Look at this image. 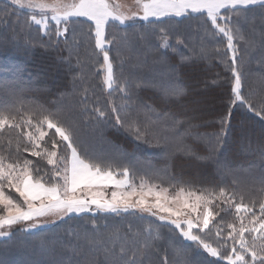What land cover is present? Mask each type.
Returning a JSON list of instances; mask_svg holds the SVG:
<instances>
[{
    "label": "snow or ice",
    "instance_id": "snow-or-ice-1",
    "mask_svg": "<svg viewBox=\"0 0 264 264\" xmlns=\"http://www.w3.org/2000/svg\"><path fill=\"white\" fill-rule=\"evenodd\" d=\"M133 2L136 11L130 7L127 11L123 10L124 6L118 0H69V2L10 0V5L5 6V14H11L18 9L28 10L22 30H32L34 26H39L36 30L48 36L50 41L53 30L49 20L54 22V35L58 39L52 42L59 44V38H65L69 60L73 55V47H76L78 67L82 68L83 60L88 57H96L98 63V57L102 55L103 63L99 71L103 73L104 89L111 94L118 88L124 97H130V89L126 82L121 83L118 80L115 65L110 58V46L118 41L127 43V28L134 27L137 20L154 26L157 23L178 26L179 21L173 18L182 17L200 19L204 24L210 22L211 28L206 27L205 34L208 36L222 34L227 40V51L232 54L231 65H226L230 67L234 77L231 85L232 104L239 102L246 105L249 110L255 111L257 116L264 119V107L255 110L242 93L243 76L237 59L238 50L234 43L237 39H245L239 34L241 31L239 21L246 20L249 11L260 8L264 19V0H133ZM233 17L236 18L235 27ZM85 21L88 22L86 32L78 33L71 27ZM109 27L118 31L125 30L123 37L113 35L109 38L107 32ZM70 31L71 42L67 40ZM159 31L160 46L171 47L168 28L160 26ZM81 36H86L90 42L94 41L93 47L86 48L87 57L83 58L79 55ZM176 43L181 44L183 40L177 37ZM201 52L206 56L204 48ZM140 86L137 83L136 87ZM172 94L181 95L182 89L176 87ZM96 111L101 117L105 115L99 108ZM112 111L115 113L117 109L113 107ZM120 122L117 114V123ZM220 123L224 129L228 123L227 118H221ZM45 126L49 130L54 129L55 137H58L52 139L51 149L46 146L45 137L49 133L44 130ZM129 127L137 139L148 135L147 125L143 131L135 122ZM5 129H16L18 133L16 151L28 152L31 156L46 159L47 164L51 166V175L50 179H45L49 177V172L45 171L43 176L38 175L40 168H33L32 160L25 158L22 164L19 160L9 162L3 152H0V207L4 210L0 213V240L10 238L16 226H22L20 228L22 232L31 233L33 230L46 228L50 223L55 224L65 219H91L93 231H98L96 217L101 214L107 218L109 215L122 217L136 216L139 213L137 219H143L144 214H147L161 223L154 225L150 221L146 227L135 230L130 224L123 235L118 229L109 233L112 247L104 249L105 264H145L144 256L149 249L154 248V241L161 239L160 229L165 227L169 232L179 231L184 240L195 244L197 248H202L210 257L223 259L227 264H264V202L260 203L257 215L255 205L249 207L243 202L234 203L236 193L228 191L225 187H220L217 192L214 189L193 190L190 187L186 190V187L181 185L174 195H170L168 188L149 184L143 178L137 186L130 178L129 168L114 171L111 165L104 166L102 162L81 155L72 130L62 125L51 113L38 119L29 115L27 119L21 118L18 122L13 112L5 106H0V138ZM20 137L26 142L23 147ZM219 139L218 136L217 140ZM8 145L10 148V139ZM34 171L37 173L36 176L33 175ZM109 187L112 189L110 197L105 191ZM5 189L15 190L22 198V203L6 193ZM149 197L153 199L150 200ZM215 201L219 203L215 204ZM233 204L240 223L238 227L236 224L228 223L229 231L227 236H224L223 225L212 223L219 216V212H214L212 206L219 208L220 211H226ZM241 212L245 215H239ZM88 213L93 214L91 218L86 217ZM249 214L252 219L246 224L244 221ZM213 227L218 241H222L215 247L203 235L211 232ZM246 234L251 236V242L246 238ZM76 235L89 245L102 242L95 241L87 228L83 233ZM120 240L124 242L119 245L117 251L116 241ZM229 242L231 250L225 254L222 249H227ZM185 247L175 249V254L182 264H187ZM162 264H168L166 257Z\"/></svg>",
    "mask_w": 264,
    "mask_h": 264
},
{
    "label": "trees",
    "instance_id": "trees-1",
    "mask_svg": "<svg viewBox=\"0 0 264 264\" xmlns=\"http://www.w3.org/2000/svg\"><path fill=\"white\" fill-rule=\"evenodd\" d=\"M6 5H10V2L0 1V61L7 53L16 55L14 63L19 65V68L23 70L21 74L26 78L25 81L19 82L13 88L0 89V106H5L9 111L13 112L18 122L21 118L27 119L29 115H32L34 119H38L42 115L51 113L62 125L72 130L75 144L81 155L90 157L97 162H102L103 165H111L114 171L118 167L122 168L132 165L133 162L128 158H124V155L135 156L138 153L132 152L133 154H130L129 152L136 148L146 151L148 147H146V143L140 142L132 134L120 130V126L115 125L111 114L108 117L110 107L106 99L103 98L108 97L102 85V74L97 70L100 63L99 61L98 63L96 62L97 58H86L83 60L84 66L82 68L78 67L76 47H73V55L71 60H69V52L62 42L56 44L52 42L55 40L46 39L41 32L36 30L38 28L35 26L32 30H22L24 20L28 15L27 10L18 9L6 15ZM10 11L11 9L9 8ZM173 19L179 21L178 27H184L186 20L195 18L182 17ZM261 19L262 10L260 8L257 7L248 12L246 23L258 20V24L253 27L254 32L258 36L251 40L249 29L244 26L245 39L244 43L239 44L237 58L243 76L242 80L247 82L246 87H249L251 92V95L246 99L257 111L264 107V80L259 85V77L255 80L253 79L254 83H252L251 79L257 74V71L258 73L264 71V59L260 64V68L256 70L252 67L248 57L252 51L256 50L257 54H261L259 52L264 50V22H260ZM87 23L86 21L81 23L86 31ZM156 26L168 28L169 25L157 23ZM135 30L139 33L134 35ZM124 31L123 29L118 31L111 27L107 29L109 38L115 35V32H117L118 37H123ZM126 32L127 43H130L129 46H126L127 43H122L113 52L112 49L115 44L110 46L112 52L110 58L115 65L117 77L126 68L127 60L135 58L141 46H144L151 51L148 56L153 60L160 61L163 59L174 67V71L176 69L173 72L175 73L174 75L168 73L160 76V81L170 82L174 78L176 83L175 75L177 73L181 82L178 85L176 83L172 89L179 87L182 89V94L177 96L170 93L172 97L165 100L156 91V89L160 91L162 89L156 87L157 82H153L155 80H151L147 76L138 78L134 75L135 72L138 74L144 69L154 70V65L143 63L144 66H141L138 62L130 68L131 72H128L130 75L127 76L122 73V78L127 79L125 82L128 86L129 79L136 83L135 85H130L129 89H138L132 94L143 108L160 116L168 114L171 120L170 124L181 131L182 134L187 135L186 137H181L184 142L181 144L183 146L185 144V149L188 150L176 153L171 157V162H169L171 173L169 175L172 178L204 189L219 190L220 187H225L228 190V187H239L241 185L240 191L236 192L237 202H243L250 207L255 205L254 210L257 209L260 203L264 202V180L261 182L257 181V178L252 173L250 175L246 172L243 175L233 174L232 168L221 167L216 163L222 159L221 156L216 155L208 158V161L204 160L209 154L222 152L224 156L228 157V160L231 159L230 161L234 165L247 166L248 164L249 168L263 167L261 163L264 155V119L257 116L255 111L249 110L246 105L232 104V73L230 67H226L228 64L221 59L220 51L216 50V48L220 47V42L218 41L215 46L211 44L212 49L205 56L202 54L201 48L190 51L185 46H182L181 52H171L167 49H162L158 42L151 44L143 42L147 34L155 33L154 25L152 24L136 22L135 26L127 28ZM6 35L13 36L15 41L7 39L3 43L2 40L5 39ZM247 40L248 46L245 45ZM87 46L92 47V44L87 42ZM85 48L86 46L79 47V55L82 58L84 57ZM244 52L248 53L247 57L242 56ZM13 67L7 68L4 74L8 73L9 69ZM42 75H45V78ZM259 76L263 78L264 75L259 74ZM137 83L141 86L136 87ZM85 89H87V92H85ZM97 108L104 111L105 115L103 117L98 115ZM221 118H228L229 120L228 135L220 145L214 144L209 149L205 144V140L208 136H219L222 129ZM183 122L186 123L185 126ZM238 126L241 127L242 131L238 129ZM47 132L49 135L45 137L46 146L51 149L52 139H58V137H55L53 129ZM229 136L230 138L228 139ZM17 138L16 129H5L2 138H0V152H3L9 162L19 160L22 164L25 158L32 160L34 162L33 168H40L38 175L43 176L44 172L48 171L49 177L45 179H50L51 166L47 164L46 159L31 156L28 152L21 151L18 153L16 151ZM9 139L11 140L10 148L8 145ZM175 139L181 141V139H177V136ZM100 142L105 143L102 146H109L114 151L106 148L97 149ZM254 142L257 143V146H254ZM20 143L22 147L26 143L23 137H20ZM93 143L98 145L95 146ZM250 145L251 147H249ZM28 146L31 147V145ZM183 146H179L177 149L182 150L184 149ZM252 146L254 148L258 147V149H255L257 150L256 153L252 152L248 156H244L241 153V150L248 151L253 148ZM229 154L232 158H229ZM197 157L202 159H197ZM212 165L218 171L214 172ZM246 168H242V170ZM259 170L260 172L264 171V169ZM224 172L228 173L225 178L222 176ZM33 175L36 176L37 173L34 171ZM246 175H248V180ZM5 191L15 200L22 203V198L19 197L15 190L5 189ZM253 198L257 199L249 200ZM222 213L226 215L225 211H222ZM86 217L90 216L86 215ZM70 221L66 222V224L64 223V226L61 227L54 225L50 230L43 233V237L37 235L41 233V231L37 230L29 234L16 232L10 238L0 240V252H5L8 258L2 264H17L8 256L19 245L32 248L48 244L54 248L58 246V240L66 242L67 238H74L78 232L83 233L85 228L92 230L91 219H72ZM96 223L97 225L99 223L97 218ZM183 242V245L186 246L187 255L190 254L189 259L196 261V264L205 257L207 259L205 264H226L222 261L210 259L206 254L192 246L191 242H187L184 239ZM160 243L158 252L154 256L144 259L145 264H162L165 257L168 258V251L164 248V244ZM77 244L78 242L74 241L69 247L75 251ZM69 254L71 252L68 250L63 253H56L50 259L43 260L41 264L55 263L66 259ZM82 261L80 260L78 263Z\"/></svg>",
    "mask_w": 264,
    "mask_h": 264
},
{
    "label": "rangeland",
    "instance_id": "rangeland-1",
    "mask_svg": "<svg viewBox=\"0 0 264 264\" xmlns=\"http://www.w3.org/2000/svg\"><path fill=\"white\" fill-rule=\"evenodd\" d=\"M0 1H2V0H0ZM3 1L4 2H10V0H3ZM49 2H50V0H49ZM65 2H69V0H65ZM118 2L122 6H124L123 10H125V11H127L129 7L133 11L137 10L133 0H118ZM24 10H26V9H24ZM38 18H39V16H38ZM136 22L146 23L142 20H137ZM260 22H264V19H261ZM49 24L53 30L52 40H57L58 38L54 35L55 24L51 20H49ZM256 24H258V20L257 21H250V22L246 23L245 19H241L239 21V27L241 29L239 34L243 35L245 38V34H244V26H245L249 29V33H250L249 37L251 38V40H253L254 38H257L258 34L255 33L254 32L255 30L253 29V27ZM235 26H236V18L233 17V27H235ZM35 27L39 28V26H35ZM71 27L75 28L78 33L86 32V30L84 29L82 24H74ZM206 27L211 28L210 22L208 24H204V22L200 19L186 20L184 27H178L176 25L168 26L169 39H170V44L172 46L168 47V48H162V47L161 48L167 49L171 52H181L182 46H185L190 51H193L194 49L204 48L206 50V53H208L212 49L211 44H213L215 46L216 43L219 41L220 47L216 48V50L220 51L221 59L230 66L232 54L227 51V47H226L227 46V40H226V38H224L222 36V34L216 35V36L206 35L205 34V28ZM154 29H155V33L154 34H147L143 42H147L150 44L158 42L161 45V40L159 38L161 35V33H159L160 32L159 26H154ZM137 33H139V32L137 30H135L134 35ZM158 33H159V35H158ZM41 34L43 35V33H41ZM115 35L118 36L117 32H115ZM44 36L46 39H49L48 36H46V35H44ZM177 37L182 39L183 43L177 44L176 43ZM7 39H9L11 41H15V38L13 36L6 35L5 39H3L2 42L3 43L6 42ZM64 39H65L64 37L59 38L60 42L63 43V46L66 47ZM67 40L69 42L72 41L71 31L67 34ZM87 42H90V41L87 40L86 36H81L79 47L80 46H86V48L90 49L91 47L87 46ZM90 43L92 44V47H93L94 41H91ZM122 43H123L122 41H118L115 44V47H113L112 52L117 50V46H121ZM234 43H235L236 48L238 50L239 44L244 43V40L237 39L234 41ZM129 45H130V43L126 44V46H129ZM245 45L246 46L249 45L248 40L245 43ZM86 48L84 49V57H87ZM112 52H111V47H110V55ZM259 53H261V54H257L256 50L252 51L248 57V59L251 62L252 67H254L256 70H258L260 68V64H261L262 60L264 59V50H262V52L260 51ZM150 54H151V51H149V49H146L144 46H141L136 57L133 59L129 58L127 60L126 68L120 73V75L118 76L119 77L118 80L121 83H124L125 81H127V79L122 78V75H123L122 73H125V75H127V76L130 75L128 73V72H131L130 68H132L138 62L140 63L141 66H144L143 63L144 64L148 63V65H151V66L154 65V70L144 69L143 71H141L138 74L135 72L134 75L137 76L138 78H140L141 76H147L151 80H155L153 82H157L156 87L159 89H162L161 91L156 89V91L159 94H161V96L163 98H165V100H167L168 98L172 97V95H170V93H172V90H173L172 88L175 86V84L177 83V85H178L181 82L177 76V73L175 75L176 83L174 81V78H173V80L171 79L172 81H170V82L160 81V76L166 75L168 73L171 75L172 74L174 75L175 73H173V72H175L176 69L174 71V67L169 65L163 59L160 61L153 60L150 56H148ZM197 56H199V55H197ZM242 56L247 57L248 53L244 52V53H242ZM16 57H17L16 55L7 53L4 57L1 58V61H0V89L9 88V87L13 88V87L17 86V84L19 82L25 81L26 77L23 76V74H21V72H23V70L19 68V65L17 63H14ZM89 58H91V57H88L87 59H89ZM98 61L100 63L97 67V70L100 74H102V78H103L102 71H99L100 65L103 63L102 55L98 57ZM11 66H14V67L12 69H9L10 71L8 73L4 74L6 69L11 67ZM259 74L264 75V71L262 73H258V71H257V74H255V76H253V78L251 79L252 83H254L253 79L255 80L256 78L259 77L258 83H259V85L262 84V82L264 80V76L262 78L261 76H259ZM42 76L44 77L45 75H42ZM233 80H234V77H232V81ZM246 83L247 82H243V80H242V93L245 96V98H247L248 96L251 95L250 88L246 87ZM135 84L136 83H133V81L129 79V86L135 85ZM146 85L150 86L148 84H146ZM32 87H35V86H32ZM165 90H167V94H165ZM104 91L107 93L108 98H106V97H103V98L106 99V101L110 107V112L108 114V117L111 114V118L115 122V125L120 126V128H119L120 130L128 132V133H130L136 137V135L133 133V131L129 127L130 124L135 122L141 128L142 131L144 130L145 125L148 126V135L144 138L139 139L140 142L142 141V142L146 143V147H148V150L142 151L141 149L136 148V149L131 150L129 153L133 154L132 152H135V153H138L137 155H135V156L134 155H124V158H126V159L128 158L129 160H131L133 162V164L127 168H129L130 173H131L130 178L132 179V181L137 186H139V184L141 182V178H143V179L147 180L149 184H156L159 187L168 188L170 195H174L176 190L181 185H184L186 187V190L189 187L193 190H203L204 189V188H197V187L193 186L191 183L180 181L178 179L172 178L169 175V173H171L170 163H169V162H171V157L173 155H175L176 153L186 152V150H188V149H185L186 148L185 144H184V146L181 144V143H184L183 140L181 139V137L182 136L186 137L187 135L182 134L181 131L177 130L176 127H173L170 124L171 120H170L168 114L162 113L164 115L160 116L157 113L151 112V111L147 110L146 108H143V106L135 100L134 95L132 94L134 91H138V89H131L130 90V93H131L130 97H124L123 94L120 93L118 88L116 89V91L112 92L111 94H109V92L106 91L105 89H104ZM5 103H7V102H5ZM236 104H240V103L237 102ZM113 107H115L117 109V112L114 113L112 111ZM117 114L119 115V119L121 121L120 123H117ZM227 120H228V118H227ZM185 125H186V123H184V126ZM239 126H238V129L242 131L241 127H239ZM29 130H32V129H29ZM44 130L49 131V129H47L46 126L44 127ZM228 131H229V120H228V123L226 124L225 128L221 129V131H220L219 141L217 140V137H215V136H208L205 140V144L207 145V147H209V149H211L212 145H214V144L220 145L224 141V139L227 137ZM54 132H55V130H54ZM203 134H205V133H203ZM37 135H38V133H37ZM176 136H177V139H181V141L176 140L175 139ZM229 138H230V136L228 137V139ZM104 144H105L104 142H100L99 145L97 143H95L94 145L95 146L98 145L97 149L106 148V149H109L111 151H114V149L110 148L109 146L108 147L102 146ZM139 145H140V143H139ZM255 145L257 146L256 142H254V146ZM179 146H183L184 149L178 150L177 147H179ZM254 146H252L253 148H251L248 151H242L241 150V153L244 156H248L252 152L256 153L257 150H255V149L256 148L258 149V147L254 148ZM249 147H251V145ZM230 152H231V150H230ZM216 155L222 157V159L220 161H217L216 163H218V165L221 167L226 166L230 169L232 168V170L234 172L233 174L243 175L246 172V173H249L248 175H250V173H252L257 178V181L261 182L264 180V171L260 172V170H259V169H264V155L262 156V160H263L261 163L263 165L262 168H259V167L258 168L257 167L249 168L250 166L248 164H247V166L238 165V164L234 165L233 162L230 161L231 159L228 160V157L224 156V154L222 152H215V153L209 154L204 160L208 161V158L216 156ZM228 156H229V158H232L230 156V154ZM242 158L244 159V157H242ZM243 161H245V160H243ZM104 166H107V165H104ZM214 166H215V162H214ZM212 167H213V165H212ZM123 168L124 167H122V168L118 167V168H116L117 169L116 171L122 170ZM242 168H246V169L242 170ZM230 169H229V171H230ZM215 171H218V169L214 168V172ZM216 173H219V172H216ZM248 175H246L247 180H248ZM222 176H223V178H225L226 176H228V173L224 172ZM240 189H241V185L239 187H236V186L228 187V191L235 192V193L240 191ZM105 191H106V195L110 197L112 189L109 187ZM215 191L218 192L219 190H215ZM149 199L151 200L153 198L149 197ZM256 199L257 198H253V199H249V200H256ZM237 201H238V199L236 197L234 203H240ZM214 203L218 204L219 201H215ZM258 208L255 209V211L258 210L256 212L257 215H259V209ZM212 210L214 212H219V216H217L212 223H213V225H215V224H222L223 225V228H224L223 235L224 236H227V232L229 231L227 228L228 223L236 224L237 227L239 226L240 222L237 219V213L235 212L234 204L230 209L225 211L226 215H224L222 213V211H220V209L216 208L214 205L212 206ZM3 211L4 210L2 209V207H0V213H3ZM201 211H202V209H201ZM86 215L90 216L88 218H91L93 214L88 213ZM139 215H140L139 213H137L136 216L125 215L122 217H118L115 215H109V216H107V218H104V215L101 214V216L96 217L97 219H99L98 231H93V229L88 230V231H89L90 236L95 241H102L101 243H95L93 245H89L84 240L78 239L77 235H76L74 238H67L66 242H63V240L62 241L58 240L59 244L57 247H54V248L48 244H44L43 246L38 245V246L32 247V248L31 247H29V248L25 247L24 245H19V247H17L11 253V255H9L8 257H11V259H13L17 264H41L43 260L50 259L56 253H63V252H67V250H68L71 252V254H69L66 259L59 260V261H57L55 263H51V264H77L80 260H83V261L81 263H78V264H105L104 249L112 247V241L109 238V233H112L113 231L118 229L120 234L123 235L125 232H127L130 224L133 227V229L135 230V229H139L142 227H146L150 221L153 222L154 225H158L161 223L155 217L149 216L147 214H144L143 219H137L136 217ZM239 215L243 216V215H245V213L241 212ZM251 219H252V217L249 214L247 216V219H245L244 222L247 224L248 221ZM70 220H72V219H65L64 221H57L55 224L50 223L47 225L46 228L36 229L33 231H37V230L41 231V233H39L37 235L40 237H43V233L50 230L54 225L57 227H61V226H64L63 225L64 223L66 224V222L67 223L71 222ZM249 226H251V225H249ZM21 227L22 226H16V228L13 229V234H15L16 232L29 234L27 232L20 231ZM16 229H18V230L15 231ZM194 231H198V230L194 229ZM215 231H216L215 227H213L211 232L203 234V235H205V239L208 240L210 243H212L214 247L218 245V242H222V241H218V238L215 235ZM160 232H161V239L154 241V248L149 249L147 251V254L144 256V259L146 257L152 256V255L154 256L158 252V247L161 244L160 242H162V244H164V248L168 251V258H167L168 264H182V261L175 254V249L178 247L184 246L183 245V243H184L183 239L184 238L182 236H180L179 231H176L174 233L169 232L167 227L160 229ZM78 233H80V232H78ZM246 238L249 240V242H251V236L246 234ZM73 239H74V241L78 242L77 248L75 251H73V249H71L69 247L70 244H72V242H74ZM123 242H124L123 240L116 241V250L117 251L119 250V245ZM187 242H189V241H187ZM191 245L194 246L198 251H201L208 256V254L206 252H204V250L202 248H197V246L195 244H191ZM58 247H60V248H58ZM55 248H58V249H55ZM230 250H231V242H229V247L227 249H222V251H224L225 254ZM77 253H79V254H77ZM189 255L190 254H188L185 258L187 261V264H196V261L189 259L190 258ZM208 257L214 261H222V262L227 264V262L224 261L223 259H218V258H214V257H210V256H208ZM7 259L8 258H7V255L5 254V252H0V262L3 263L5 261H7ZM206 261H207V259L205 257L200 262H198V264H205Z\"/></svg>",
    "mask_w": 264,
    "mask_h": 264
}]
</instances>
